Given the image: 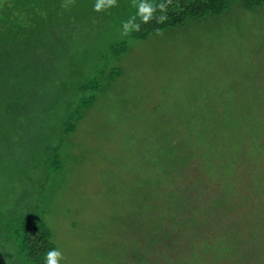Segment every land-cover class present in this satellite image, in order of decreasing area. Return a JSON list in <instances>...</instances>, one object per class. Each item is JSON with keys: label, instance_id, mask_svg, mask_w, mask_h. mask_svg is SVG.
I'll return each mask as SVG.
<instances>
[{"label": "rangeland", "instance_id": "374dc122", "mask_svg": "<svg viewBox=\"0 0 264 264\" xmlns=\"http://www.w3.org/2000/svg\"><path fill=\"white\" fill-rule=\"evenodd\" d=\"M117 65L125 74L87 112L68 166L73 180L51 204L60 264L130 263L136 253L149 264H183V254L186 264H264V5L246 13L235 0L221 16L189 18L133 43ZM6 98L0 92V117L16 136L27 111ZM170 142L179 167L164 166L171 176L149 205H167L161 233L172 243L153 250L148 235L123 229L108 238L120 253L99 251L88 227L133 215L119 185L164 177L161 165L176 154Z\"/></svg>", "mask_w": 264, "mask_h": 264}, {"label": "trees", "instance_id": "16d2710c", "mask_svg": "<svg viewBox=\"0 0 264 264\" xmlns=\"http://www.w3.org/2000/svg\"><path fill=\"white\" fill-rule=\"evenodd\" d=\"M233 1L114 0L96 11L97 0H0V92L11 97L5 99L8 103L27 111L14 130L16 136H7L11 133L6 129L8 121L0 117V145H4L0 157V264H45L46 253L59 250L50 221L51 204L73 180L68 166L76 161L74 141L79 140L80 125L124 76L117 64L131 45L184 27L189 18L221 16ZM236 1L242 2L246 13L257 12L264 5V0ZM141 3L153 8L147 22L139 15ZM169 135L163 132L159 138L168 142ZM152 142L153 137L149 145ZM170 145L176 154L161 165L165 178L141 176L129 184L132 187L124 182L119 185L124 200L134 206L133 215L116 219L111 227L102 223L88 227L99 251L120 253L121 248L111 250L108 238L113 231L123 234V229L148 235L151 249L172 243L171 235L161 233L162 211L167 205L163 204L164 209L149 205L151 192L171 176L164 166L179 167V150ZM168 205L181 208L174 195L169 196ZM153 207L159 209L156 216L148 212ZM113 226L119 227L113 230ZM181 257L183 264L192 260L186 261L184 254ZM122 264H149V258L136 253L130 263Z\"/></svg>", "mask_w": 264, "mask_h": 264}, {"label": "clouds", "instance_id": "9594fccd", "mask_svg": "<svg viewBox=\"0 0 264 264\" xmlns=\"http://www.w3.org/2000/svg\"><path fill=\"white\" fill-rule=\"evenodd\" d=\"M113 2L114 0H97V3L95 4V10L100 11L102 8L110 6ZM159 7L161 10H163L164 5L161 4L159 5ZM138 8H139V15L142 16L144 22H147L153 11V8L144 3L139 4ZM136 27L138 28V25ZM62 259H63V254L57 249H52L46 253L45 264H60V261Z\"/></svg>", "mask_w": 264, "mask_h": 264}]
</instances>
